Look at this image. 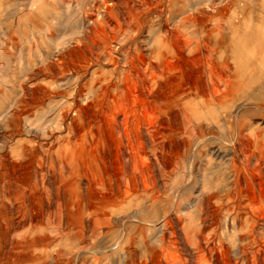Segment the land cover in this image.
<instances>
[{
    "label": "rangeland",
    "instance_id": "374dc122",
    "mask_svg": "<svg viewBox=\"0 0 264 264\" xmlns=\"http://www.w3.org/2000/svg\"><path fill=\"white\" fill-rule=\"evenodd\" d=\"M18 9L0 264H264V0Z\"/></svg>",
    "mask_w": 264,
    "mask_h": 264
},
{
    "label": "crops",
    "instance_id": "0c3cea01",
    "mask_svg": "<svg viewBox=\"0 0 264 264\" xmlns=\"http://www.w3.org/2000/svg\"><path fill=\"white\" fill-rule=\"evenodd\" d=\"M18 5L19 0H0V24H2L1 27H7V14L18 12Z\"/></svg>",
    "mask_w": 264,
    "mask_h": 264
},
{
    "label": "bare ground",
    "instance_id": "6f19581e",
    "mask_svg": "<svg viewBox=\"0 0 264 264\" xmlns=\"http://www.w3.org/2000/svg\"><path fill=\"white\" fill-rule=\"evenodd\" d=\"M240 1H241V0H240ZM262 9H263V8H262ZM240 22H241V21H240ZM243 25H244V23H243ZM247 26H249V25H247ZM256 26H257V25H256ZM256 26H255V27H256ZM259 27H260V26H259ZM248 28H249V27H248ZM257 28H258V27H257ZM256 30H257V29H256ZM258 30H259V29H258ZM259 31H262V30H259ZM255 33H256V32H255ZM255 33H254V34H255ZM257 33H258V34H256V35L258 36V35H259V32H257ZM260 34H264V33H260ZM239 36H240V35H239ZM250 36H251V35H250ZM250 36H249V37H250ZM260 36H261V35H260ZM247 37H248V36H247ZM249 37H248V38H249ZM262 37H263V36H262ZM259 39H260V37H259ZM263 39H264V38H263ZM242 40H243V39H242ZM244 40H245V38H244ZM249 40H250V39H249ZM257 40H258V39H257ZM240 41H241V40H240ZM243 42H244V41H243ZM173 44H174V43H173ZM199 47H200V46H199ZM238 53H239V51H238ZM236 54H237V53H236ZM237 55H239V54H237ZM179 57H180V56H179ZM181 57H182V56H181ZM183 58H184V57H183ZM237 58H238V56H237ZM181 59H182V58H181ZM190 59H191V58H190ZM245 60H246V59H245ZM261 62H263V61H261ZM261 62H260V63H261ZM262 64H263V63H262ZM260 65H261V64H260ZM261 66H262V65H261ZM239 67H240V66H239ZM241 67L243 68L242 65H241ZM244 67H245V66H244ZM242 68H241V69H242ZM181 69H182V68H181ZM241 69H240V71H242ZM257 70H258V69H257ZM245 71H246V69H245ZM240 73H241V72H240ZM244 73H245V72H244ZM241 75H242V73H241ZM243 75H244V74H243ZM251 76H252V75H251ZM253 76H254V75H253ZM249 79H250V78H249ZM131 83H132V82H131ZM118 97H119V96H118ZM119 98H120V97H119ZM119 98H118V99H119ZM120 100H121V98H120ZM113 101H114V100H113ZM116 105H117V104H116ZM121 106H122V105H121ZM115 108H116V107H115ZM217 116H218V115H217ZM104 119H106V118H104ZM105 121H106V120H105ZM109 121H110V120H109ZM102 122H103V121H102ZM118 139H119V138H118ZM117 141H118V140H117ZM119 141H120V140H119ZM116 145H118V144H116ZM120 145H121V144H120Z\"/></svg>",
    "mask_w": 264,
    "mask_h": 264
},
{
    "label": "water",
    "instance_id": "95a60500",
    "mask_svg": "<svg viewBox=\"0 0 264 264\" xmlns=\"http://www.w3.org/2000/svg\"><path fill=\"white\" fill-rule=\"evenodd\" d=\"M118 62V58L113 56L111 57L109 60H108V63L107 64H115Z\"/></svg>",
    "mask_w": 264,
    "mask_h": 264
}]
</instances>
